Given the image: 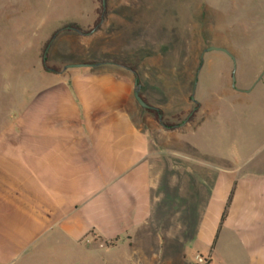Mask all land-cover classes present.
Masks as SVG:
<instances>
[{"label":"rangeland","instance_id":"obj_1","mask_svg":"<svg viewBox=\"0 0 264 264\" xmlns=\"http://www.w3.org/2000/svg\"><path fill=\"white\" fill-rule=\"evenodd\" d=\"M99 20L90 34L64 30L73 24L88 31ZM215 48L235 56V87L231 57ZM45 54L49 66L69 74L81 72L69 66H134L152 107L163 111L161 123L140 107L143 121L186 133V153L204 167L167 155L195 167L196 176L181 187L180 176L172 175L170 188L157 165L162 176L143 222L111 242L49 246L16 264H196L199 254L210 258L195 240L209 192L205 175L215 173L206 165L226 168L232 157L247 159V129L264 139V0H0V122L23 87L55 82L44 70ZM196 103L199 111L188 121ZM200 172L202 186L196 185ZM216 260L230 264L221 255Z\"/></svg>","mask_w":264,"mask_h":264},{"label":"crops","instance_id":"obj_2","mask_svg":"<svg viewBox=\"0 0 264 264\" xmlns=\"http://www.w3.org/2000/svg\"><path fill=\"white\" fill-rule=\"evenodd\" d=\"M123 65L132 66L112 61L52 73L54 83L26 85L13 100L0 122V264L84 239L111 242L148 217L162 176L157 165L170 188L172 175L181 187L196 176L195 167L167 155L204 167L186 153V133L143 121L137 72ZM139 84L151 105L150 90ZM232 161L206 165L215 173L205 175L209 192L195 240L210 251L211 264L218 255L230 264H264V139L257 130L247 129V159Z\"/></svg>","mask_w":264,"mask_h":264},{"label":"trees","instance_id":"obj_3","mask_svg":"<svg viewBox=\"0 0 264 264\" xmlns=\"http://www.w3.org/2000/svg\"><path fill=\"white\" fill-rule=\"evenodd\" d=\"M99 27H100V20L96 22L95 26L93 29L91 30H88V31H83L82 29H80L77 25H73V24H70L68 26H66L64 28V30H70V31H78L80 33H83V34H90L92 33L94 30H99ZM61 31H57L52 38H55L59 35ZM52 39L45 45V51L47 50V48L49 47L50 43H51ZM95 65V64H94ZM43 66H44V70L46 72H49V73H53V74H61L62 73V69L60 67H51L49 66L46 61L43 62ZM125 67H128L132 72H136L135 68L132 67V66H128V65H123ZM144 99V98H143ZM145 100V99H144ZM146 101V100H145ZM147 102V101H146ZM150 105V104H149ZM151 106V105H150ZM199 104L196 103L195 104V107L194 109L190 112L189 116H188V121H192L195 119L198 111H199ZM148 113L152 114L154 116V118L158 121V122H161L163 123V111L157 107H152L150 109H145ZM165 127H169L168 124L164 123L163 124ZM231 200H232V194L229 198V201L226 205V209H225V212L221 218V224L225 221L226 217H227V213H228V209L230 207V203H231Z\"/></svg>","mask_w":264,"mask_h":264},{"label":"water","instance_id":"obj_4","mask_svg":"<svg viewBox=\"0 0 264 264\" xmlns=\"http://www.w3.org/2000/svg\"><path fill=\"white\" fill-rule=\"evenodd\" d=\"M103 4L105 5L106 4V0H103ZM214 51H220V52H224L226 53L228 56L231 57L232 61H233V72H232V81H233V87L236 86V70H237V65H236V58L234 55H232L227 49L225 48H219V49H214ZM47 59V55L45 54L44 56V61H46ZM83 67H92V65H78V66H69L67 67L66 69L68 68H83ZM65 69V70H66ZM261 79V78H260ZM140 90H141V87H140V84H139V81L136 80L135 81V91H134V97L137 101V103L139 104L140 107L144 108V109H150L151 106L143 99V97L141 96L140 94Z\"/></svg>","mask_w":264,"mask_h":264},{"label":"built area","instance_id":"obj_5","mask_svg":"<svg viewBox=\"0 0 264 264\" xmlns=\"http://www.w3.org/2000/svg\"><path fill=\"white\" fill-rule=\"evenodd\" d=\"M196 264H211V261L209 258H205L202 255L196 256Z\"/></svg>","mask_w":264,"mask_h":264}]
</instances>
